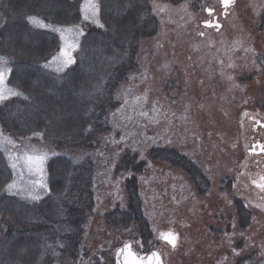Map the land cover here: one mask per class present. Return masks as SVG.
Returning a JSON list of instances; mask_svg holds the SVG:
<instances>
[{
    "label": "rangeland",
    "instance_id": "374dc122",
    "mask_svg": "<svg viewBox=\"0 0 264 264\" xmlns=\"http://www.w3.org/2000/svg\"><path fill=\"white\" fill-rule=\"evenodd\" d=\"M149 1L161 30L141 44L139 70L117 89L116 105L103 120L104 133L93 143L92 148L98 149L89 155L95 168V205L75 264H115L117 251L127 243L140 255L158 251L165 264H236L245 257L258 264L264 260V188L257 186L264 183L260 179L264 154L257 148L264 147V128L259 125L264 124V101L256 87H261L258 78L264 64L244 22L250 26L255 18L260 25L264 0H236L226 11L221 0ZM95 2L96 19L102 24L99 0ZM6 4L7 0H0V26L1 6ZM84 5L85 1L83 20L74 26L31 22L58 36V50L46 64L55 74L72 65L87 25L100 27L90 10L85 19ZM63 50L69 52L71 62L61 55ZM0 57L6 61L0 67L6 72L7 97L8 89L17 90L10 84V58L1 52ZM15 97L0 101V109ZM150 147L175 149L192 160L210 188L201 197L181 170L148 162L147 172L137 176L143 213L153 234L146 245L135 227L113 228L105 216L117 208L127 210L125 183L131 173L116 172L120 159L137 154L146 161ZM0 149L13 174L9 184L16 185L11 191L7 186L5 192L28 202L46 197L48 164L59 154L51 142L41 134L9 135L0 124ZM25 154L42 160L29 165ZM81 157L75 155L74 160ZM237 202L251 214L245 229L239 226ZM162 233L176 237V248L165 244Z\"/></svg>",
    "mask_w": 264,
    "mask_h": 264
},
{
    "label": "trees",
    "instance_id": "16d2710c",
    "mask_svg": "<svg viewBox=\"0 0 264 264\" xmlns=\"http://www.w3.org/2000/svg\"><path fill=\"white\" fill-rule=\"evenodd\" d=\"M84 1L7 0L5 8L1 6L0 52L10 58V84L22 95L1 107L0 124L9 135H43L59 154L48 164L49 193L38 202H28L5 192L13 174L0 149V264L78 261L84 226L95 205V168L89 155L98 149L92 148L93 143L104 133L103 120L116 105L117 89L139 70L141 44L161 30L149 0H99L103 27L87 25L72 65L63 74H55L46 64L58 50V36L34 27L29 18L55 27L74 26L83 20ZM251 20L250 26L244 23L264 64V16L260 25ZM258 80L261 87L256 89L264 101V72ZM80 154L81 161H75ZM146 159L140 160L137 154L120 159L116 172L131 173L125 183L127 210H111L105 221L116 229L135 227L147 245L153 234L143 213L137 176L147 172L148 162L181 170L201 197L208 194L210 182L175 149L150 147ZM236 206L239 226L245 229L251 214L241 202ZM236 264L254 263L252 257H245Z\"/></svg>",
    "mask_w": 264,
    "mask_h": 264
},
{
    "label": "snow or ice",
    "instance_id": "6c2138e0",
    "mask_svg": "<svg viewBox=\"0 0 264 264\" xmlns=\"http://www.w3.org/2000/svg\"><path fill=\"white\" fill-rule=\"evenodd\" d=\"M222 2L225 5V7H227L228 5H230L233 2V0H222ZM84 8H85V12H86L85 19L89 18L87 13L90 10L91 11V17L93 18V22L97 23L100 27H103V25L99 23V20L96 19V17H98L99 5L95 2V0H85ZM209 11L211 12V10H209ZM29 19L34 25H39V26H45L46 27V25H43L42 21H39L36 18L30 17ZM54 30H56V29H54ZM68 31H71V29H69ZM201 35H203V33H201ZM72 47H74V45ZM61 55L63 57L67 58V62H71V57H70L69 52L67 50H63ZM4 63H6V61L4 60V58L0 57V64H4ZM8 71H10V70H8ZM5 76H6L5 70L3 69V67H0V101H3L4 99H6V98H8V97H10L12 95H17V96L22 95V93H20V92L14 91L12 89H8V96L6 97L5 90H4ZM262 150H264V149H262ZM19 158L20 157H17V159H19ZM9 159H12V157H9ZM23 159H24V161L27 164L31 165V164H34V163H39L42 160V157L41 156H34V155L25 154ZM12 167L15 169L16 168V164L13 163ZM260 179H261V181H264V177H261ZM257 186L261 187V188H264V183H259ZM15 187H16L15 183L8 185L9 191L14 189ZM161 237L163 239L167 240L169 243H172L174 245L175 237L172 234H170V233L163 234L162 233ZM128 250L130 252V246H128ZM121 251H123V250H121ZM153 256H156V254H153ZM136 264H143V262L139 261L137 259Z\"/></svg>",
    "mask_w": 264,
    "mask_h": 264
},
{
    "label": "water",
    "instance_id": "95a60500",
    "mask_svg": "<svg viewBox=\"0 0 264 264\" xmlns=\"http://www.w3.org/2000/svg\"><path fill=\"white\" fill-rule=\"evenodd\" d=\"M236 0H233V2L225 7L222 0V7L224 9H228L232 7L235 4ZM172 234V233H170ZM173 235V234H172ZM174 236V235H173ZM175 237V236H174ZM165 240V239H164ZM168 242L167 240H165ZM169 243V242H168ZM172 246L176 245V237H175V243L174 245L170 243ZM128 246H130V252L128 250ZM123 250V251H121ZM153 254H156V256H153ZM137 259L139 261H142L143 264H164L161 254L158 251H153L148 256H138L135 251L133 250L132 244L128 243L122 248H120L116 254V263L115 264H136Z\"/></svg>",
    "mask_w": 264,
    "mask_h": 264
},
{
    "label": "flooded vegetation",
    "instance_id": "af4514ba",
    "mask_svg": "<svg viewBox=\"0 0 264 264\" xmlns=\"http://www.w3.org/2000/svg\"><path fill=\"white\" fill-rule=\"evenodd\" d=\"M259 125H261V126H260L261 128H264V124H263V125H262V124H259ZM257 148H259V151H260V152H263V154H264V150H262V149H264V147H261V148H260V147L258 146ZM252 152H255V151H252Z\"/></svg>",
    "mask_w": 264,
    "mask_h": 264
}]
</instances>
